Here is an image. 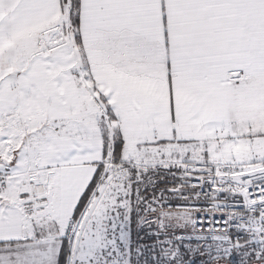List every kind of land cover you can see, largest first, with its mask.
Returning <instances> with one entry per match:
<instances>
[{"label":"snow or ice","instance_id":"1","mask_svg":"<svg viewBox=\"0 0 264 264\" xmlns=\"http://www.w3.org/2000/svg\"><path fill=\"white\" fill-rule=\"evenodd\" d=\"M0 264H264V0H0Z\"/></svg>","mask_w":264,"mask_h":264}]
</instances>
